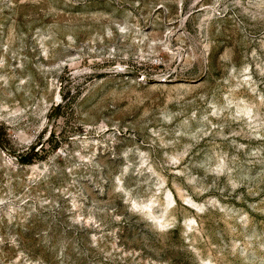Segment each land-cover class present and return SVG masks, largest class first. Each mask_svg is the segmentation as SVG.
I'll use <instances>...</instances> for the list:
<instances>
[{"label": "rangeland", "instance_id": "obj_1", "mask_svg": "<svg viewBox=\"0 0 264 264\" xmlns=\"http://www.w3.org/2000/svg\"><path fill=\"white\" fill-rule=\"evenodd\" d=\"M0 77V264H264V0H0Z\"/></svg>", "mask_w": 264, "mask_h": 264}, {"label": "bare ground", "instance_id": "obj_2", "mask_svg": "<svg viewBox=\"0 0 264 264\" xmlns=\"http://www.w3.org/2000/svg\"><path fill=\"white\" fill-rule=\"evenodd\" d=\"M2 76V75H1ZM1 78V77H0ZM2 115V114H1ZM169 198H171V197H169ZM143 206V208H145V207H147V208H149L148 207V205H142ZM160 224H163L162 222H159Z\"/></svg>", "mask_w": 264, "mask_h": 264}]
</instances>
